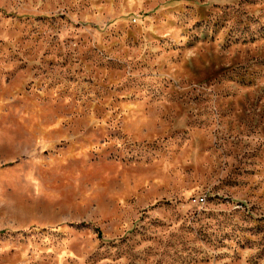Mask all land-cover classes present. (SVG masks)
Listing matches in <instances>:
<instances>
[{
    "label": "rangeland",
    "instance_id": "rangeland-1",
    "mask_svg": "<svg viewBox=\"0 0 264 264\" xmlns=\"http://www.w3.org/2000/svg\"><path fill=\"white\" fill-rule=\"evenodd\" d=\"M0 264H264V0H0Z\"/></svg>",
    "mask_w": 264,
    "mask_h": 264
}]
</instances>
